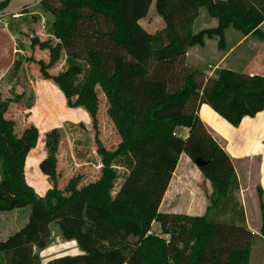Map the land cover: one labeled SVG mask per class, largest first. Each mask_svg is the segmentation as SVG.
<instances>
[{
	"label": "trees",
	"instance_id": "obj_1",
	"mask_svg": "<svg viewBox=\"0 0 264 264\" xmlns=\"http://www.w3.org/2000/svg\"><path fill=\"white\" fill-rule=\"evenodd\" d=\"M10 0L0 1V11ZM53 16L55 37L30 38V49L48 50L34 59L41 79L63 93L69 108L90 116L101 169L94 181L81 175L57 186L58 128L46 133L47 156L39 169L50 187L38 196L25 177V164L39 133L33 124L16 133V121L5 117L10 103L0 101V211L29 208L28 221L0 241V264H250L252 247L264 240V203L257 187L260 234L246 226L237 175L229 158L205 131L197 116L202 104L233 127L264 109V76L218 68L205 78L186 64L189 48L217 39L225 31L264 41V0H41ZM164 27L148 32L140 20L151 5ZM205 7L217 25L192 29ZM64 57V59H63ZM63 70H49L60 60ZM22 66L19 58L9 72ZM100 94L120 141L106 148L99 139ZM24 103V102H23ZM32 102L24 106L30 109ZM80 126H82L80 124ZM189 128L187 138L177 133ZM204 148L206 153L188 151ZM208 161L203 172L212 182L208 204L200 215L160 211L180 156ZM121 183L115 190L118 179ZM55 223L61 239L75 241L82 254L42 263L38 251L51 241ZM159 224V232L152 225ZM167 236V237H165Z\"/></svg>",
	"mask_w": 264,
	"mask_h": 264
},
{
	"label": "rangeland",
	"instance_id": "obj_2",
	"mask_svg": "<svg viewBox=\"0 0 264 264\" xmlns=\"http://www.w3.org/2000/svg\"><path fill=\"white\" fill-rule=\"evenodd\" d=\"M52 18L53 16L48 13L45 27H40L39 31H37L35 25L26 28L23 32L18 31L20 26H22L21 23H19L18 27H13L18 34L19 47H21V51L23 50V54H17L16 57L21 59L22 66L17 74L8 72L0 81V101L7 98L13 99L22 92L24 93L21 103H10V113L18 121L16 130L20 131L21 128L23 129L29 124H33L38 129L39 137L37 144L30 151L26 164V181L34 188L38 196H43L45 191L51 186L46 176L40 171L39 163L47 156L45 136L53 128H58L59 131L56 170L59 174L57 186L60 189H63L68 180L76 175H81L82 184L94 181L98 177L102 167L101 160L96 153L97 146L94 141L92 126L89 123L86 129L84 127L85 124L83 125V122H91L89 114L83 108H69L59 88L50 80L40 79L38 68L33 62L24 61L29 56L34 59L48 60V50H41L37 47L30 49L29 43L32 36H37L41 41L50 40L52 45L55 43V39L51 36V26L48 22ZM30 19V22L26 23L28 26L32 24L31 22H36V18ZM139 22L148 32H156L164 27V23L156 14L153 4L149 8L147 16ZM217 23V19L210 17L206 8L201 7L192 29L194 32H198L204 28L215 27ZM226 31L229 34L231 31L236 30L228 28ZM217 47L216 38L206 39L204 46H194L195 49L189 51L186 64L202 71L205 78L210 77L212 74L210 75L209 73L212 70V66L209 65L212 64L211 59L214 56V51H217ZM5 59H1L0 67L5 64ZM63 59L49 71L51 73H57L63 70L65 68ZM32 84H34L35 94L31 86ZM35 95L36 104L27 117L24 104L26 102L33 103ZM100 99L99 139L106 148H114L120 141V138L114 124L107 115L108 105L105 96L100 94ZM7 114H5V117L9 118ZM178 134L182 137L186 136L185 131L178 130ZM188 151L206 153L204 148H190ZM182 157L183 160L180 161L175 176H173L167 195L163 200L161 210L177 214H202L208 204V195L213 188V184L203 172V167H198L195 164L194 160L196 158L191 159L188 165L185 166L183 161L189 157V154L184 152ZM121 181V178L118 179L115 190ZM245 195L247 215L251 222H255L259 209L257 196H254L250 190ZM20 210L0 211V241L5 240L27 222L28 219L23 220V213L26 211L28 216L29 208H25L21 212L22 214ZM152 226L154 232H159L158 223H154ZM57 231V225L52 223V238L49 245L54 246L53 249L58 250L59 248H57L56 243L62 241V239ZM251 254V264H264L263 239L260 238L256 241L252 247Z\"/></svg>",
	"mask_w": 264,
	"mask_h": 264
},
{
	"label": "crops",
	"instance_id": "obj_3",
	"mask_svg": "<svg viewBox=\"0 0 264 264\" xmlns=\"http://www.w3.org/2000/svg\"><path fill=\"white\" fill-rule=\"evenodd\" d=\"M40 2L41 0H10L8 6L4 10L0 11V61L1 59L6 58L5 64L0 67V81L9 72L13 62L16 60L17 54H23V50L21 51V47H19L18 44V34L16 33V29L13 27H18L19 23H21L22 26L18 29V31L21 32L33 25L36 26L35 28H37V31H39L40 27H45L48 13L43 10ZM30 18H36V22H31L32 24H29L28 26L26 23L30 22ZM53 20L54 19L52 18L48 21L50 26L52 25ZM261 27H264V22ZM226 32L227 31H225L226 45L223 49H218L217 47V51H214V56L211 59L212 64L209 65L212 66V70H210L209 74L213 75L214 71L218 68H229L249 75L258 74L264 76V41H258L249 35L243 36L238 31H231L229 34ZM51 36L55 39L53 34ZM192 49L195 48L191 47L188 49L186 58L188 57L189 51ZM31 86L34 90V84ZM35 104L36 95L31 108L27 109L25 107L27 117L34 108ZM10 110L11 106H9V109L5 114L8 113V117L14 119L17 125L18 121L11 115ZM197 116L205 131L229 158L231 168L237 175L240 187V199L244 208L247 228L252 233L260 234V208L256 214V221L251 222L246 211L245 194L248 190L252 191L254 196H257V204L259 206L257 187H260L264 203V109L257 113L254 117H244L240 125L237 127L230 125L206 104H202L200 106ZM89 123L91 124V122H83L86 129L88 128L86 126H88ZM178 130L186 132L185 138L189 135V128H178L176 130L177 133ZM21 131L22 128L20 131L16 130V133L20 135ZM183 154L184 153L180 156L169 186L171 185L173 176H175L179 167L180 161L183 160ZM189 161H191L189 157L183 161L185 166L188 165ZM169 186L161 201L159 208L160 211H162L161 208L163 200L167 195ZM21 210L20 213L23 212L24 209ZM23 214V220L28 219L29 214L27 216L26 211H24ZM56 246L59 248L58 250L53 249L54 246L52 247L51 245H48L46 248L38 251V255L40 256L42 263L59 256L82 254V251L78 248L75 241H65L62 239V241L56 243Z\"/></svg>",
	"mask_w": 264,
	"mask_h": 264
},
{
	"label": "water",
	"instance_id": "obj_4",
	"mask_svg": "<svg viewBox=\"0 0 264 264\" xmlns=\"http://www.w3.org/2000/svg\"><path fill=\"white\" fill-rule=\"evenodd\" d=\"M194 162H195V164H196L198 167H204V166H206V165L208 164V161H205V160H203V159H201V158H196V159L194 160Z\"/></svg>",
	"mask_w": 264,
	"mask_h": 264
}]
</instances>
